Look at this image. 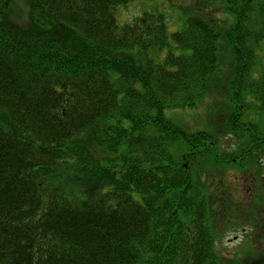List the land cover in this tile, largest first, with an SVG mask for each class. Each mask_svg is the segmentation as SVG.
I'll use <instances>...</instances> for the list:
<instances>
[{
    "label": "trees",
    "instance_id": "obj_1",
    "mask_svg": "<svg viewBox=\"0 0 264 264\" xmlns=\"http://www.w3.org/2000/svg\"><path fill=\"white\" fill-rule=\"evenodd\" d=\"M135 2L0 0V264H264L219 247L261 232L234 173H264V0L173 32L157 5L119 24ZM207 101L208 131L167 115Z\"/></svg>",
    "mask_w": 264,
    "mask_h": 264
},
{
    "label": "rangeland",
    "instance_id": "obj_2",
    "mask_svg": "<svg viewBox=\"0 0 264 264\" xmlns=\"http://www.w3.org/2000/svg\"><path fill=\"white\" fill-rule=\"evenodd\" d=\"M27 0H15L13 5L14 13L20 12L23 14L24 8L26 6ZM142 2H135L133 4H129L128 6L122 5L119 11V24L126 23L133 15H138L142 12V10L151 5H157L160 9L164 10L168 17V28L170 32L176 31L180 28L182 24V17L187 16L188 14H192L195 12V6L197 4V0H139ZM215 3H204V6L201 8L204 9H213L216 13H221V7L223 4H217L215 6H211ZM211 6V7H209ZM216 8V9H215ZM16 14V13H15ZM259 55L261 56L262 63L264 64V46L259 51ZM210 98H208L209 100ZM225 103L223 108L225 110L229 109L230 102L229 98L226 94H224ZM209 101L206 104L202 105L201 103L195 107H187V109L183 110H167V115L169 117H173L176 121L184 125L185 123L188 125L187 129L190 131L193 130H206L208 131V127L214 124V118L211 116V111L207 110L205 107L208 105ZM255 106V105H254ZM180 116L177 118L176 116ZM246 119L250 121V125L248 129L251 133H255L257 131H261L264 133V112L258 111H247ZM185 123H183V121ZM223 127L218 126L214 130V135L217 139H219L223 134ZM263 135V134H262ZM241 140L235 139L234 137H229L224 140V144L226 147L230 148L233 144H240ZM264 164V160L262 161ZM256 170H259L257 165L254 166ZM236 172L234 175L237 177L236 186L238 188V194L240 199V204L242 206H253V210L255 212V217L258 218L260 229L255 226V224H248L245 226H241L240 229L229 230L224 236L223 242L219 243V247L223 250V255L226 257H230V254L238 255L239 257H250L254 258L257 251L259 255L264 253V209L259 213L260 209L264 207V173L260 175V177L256 176V173L251 170ZM236 169H234V172ZM230 174H233L230 172ZM232 186L233 185V182ZM236 207V205H234ZM237 206L236 208H238ZM241 208V207H240ZM243 210V209H242ZM263 251V252H262ZM261 252V253H260ZM224 264V261H223ZM225 264H234V262H229L225 260Z\"/></svg>",
    "mask_w": 264,
    "mask_h": 264
}]
</instances>
